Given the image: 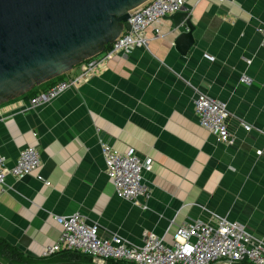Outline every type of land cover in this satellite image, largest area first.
<instances>
[{"label": "crops", "instance_id": "0c3cea01", "mask_svg": "<svg viewBox=\"0 0 264 264\" xmlns=\"http://www.w3.org/2000/svg\"><path fill=\"white\" fill-rule=\"evenodd\" d=\"M182 10L193 25L186 55L173 45L185 29L167 16L157 39L146 30L145 48L114 56L52 102L30 111L21 108L28 98L0 106L6 169L28 147L40 158L25 178H5L0 239L39 258L60 234L55 217L79 213L99 236L116 234L132 246L148 233L171 244L177 227L213 216L244 226L264 243V46L258 33L264 0H187ZM79 74L77 66L32 95ZM197 93L226 103L232 145L217 143L198 125ZM101 144L151 160L143 182L149 197L139 205L115 195Z\"/></svg>", "mask_w": 264, "mask_h": 264}, {"label": "built area", "instance_id": "2783aa9c", "mask_svg": "<svg viewBox=\"0 0 264 264\" xmlns=\"http://www.w3.org/2000/svg\"><path fill=\"white\" fill-rule=\"evenodd\" d=\"M187 0H148L129 13V29L95 57L79 65L80 74L72 80L58 81L26 101H21L22 111H30L48 104L69 88L86 81L105 68L117 55H128L135 48H145L148 39L145 32L152 30V40L159 37V25L167 16L179 12ZM261 45L264 46V24L258 28ZM244 84L248 79H240ZM193 113L198 125L206 130L219 144L230 146L234 138L228 130L229 113L226 103L206 94L197 93L192 101ZM245 131L249 126L240 124ZM104 172L111 181L115 195L132 205L139 199H147L149 191L144 185V174L151 169V160L139 159L133 150L120 153L109 144H101ZM40 166L35 147L21 150L13 166L5 167L0 154V196L6 190L5 178L10 175L21 180ZM41 180V177H37ZM48 186V182H44ZM146 206L143 205V208ZM61 230L56 242L43 249L42 257L61 252L76 253L89 257L93 263L121 262L128 264H235L242 260L249 264H264V243L244 228L223 217L213 216L209 222L195 221L177 227L171 244L153 233L145 234L140 246H132L122 237L113 234L101 237L96 225H89L79 213L56 216Z\"/></svg>", "mask_w": 264, "mask_h": 264}, {"label": "water", "instance_id": "95a60500", "mask_svg": "<svg viewBox=\"0 0 264 264\" xmlns=\"http://www.w3.org/2000/svg\"><path fill=\"white\" fill-rule=\"evenodd\" d=\"M146 1L0 0V106L100 54L129 29V13ZM171 18L185 29L173 45L186 55L193 25L183 10Z\"/></svg>", "mask_w": 264, "mask_h": 264}, {"label": "trees", "instance_id": "16d2710c", "mask_svg": "<svg viewBox=\"0 0 264 264\" xmlns=\"http://www.w3.org/2000/svg\"><path fill=\"white\" fill-rule=\"evenodd\" d=\"M107 47L108 46H106V48ZM53 81L54 80L44 85H48L52 83ZM35 89L21 98L30 97L33 94V91H35ZM0 261L3 264H90V262H92L89 257L76 254V253H69V252H61V253L54 254L48 257L41 256L39 258L26 256L22 252H20L17 248L7 244L2 239H0ZM107 263L128 264V263H121V262H107ZM235 264H249V263L245 260H242Z\"/></svg>", "mask_w": 264, "mask_h": 264}]
</instances>
